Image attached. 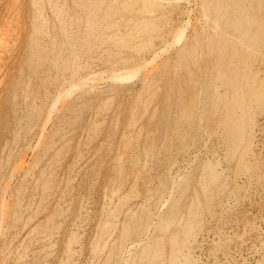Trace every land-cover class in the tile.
Masks as SVG:
<instances>
[{"label": "rangeland", "instance_id": "obj_1", "mask_svg": "<svg viewBox=\"0 0 264 264\" xmlns=\"http://www.w3.org/2000/svg\"><path fill=\"white\" fill-rule=\"evenodd\" d=\"M193 2L0 0V264H264V0Z\"/></svg>", "mask_w": 264, "mask_h": 264}, {"label": "bare ground", "instance_id": "obj_2", "mask_svg": "<svg viewBox=\"0 0 264 264\" xmlns=\"http://www.w3.org/2000/svg\"><path fill=\"white\" fill-rule=\"evenodd\" d=\"M194 5H197V3H198V0H194ZM237 7V6H236ZM55 8V7H54ZM206 8V7H205ZM207 9V8H206ZM91 15V14H90ZM204 21V20H203ZM206 22V21H205ZM202 27V26H201ZM217 27V26H216ZM61 29V28H60ZM202 29V28H201ZM205 29V28H204ZM217 30V29H216ZM222 30H223V28H222ZM178 32V31H177ZM221 32V31H220ZM227 32V31H226ZM225 32V33H226ZM203 33H205L204 31H203ZM222 33V32H221ZM184 34H185V27H183V28H181L180 30H179V32L177 33V35L174 37V39H173V41H171V42H173L172 43V46L173 47H175V46H178L180 43H181V41H182V39L184 38ZM203 35V34H202ZM206 35H208V34H206ZM243 37V36H242ZM226 38H227V36H226ZM225 38V39H226ZM200 43H201V41H200ZM241 43V42H240ZM171 44V43H170ZM197 45V44H196ZM168 46V45H167ZM171 46V47H172ZM202 47V46H201ZM165 50H163V52H164ZM201 51V50H200ZM163 52H160V53H163ZM156 53V52H155ZM158 55V53L157 54H155L154 55V57L153 58H151V62H154L159 56H157ZM159 55H161V54H159ZM178 56V55H177ZM156 67V66H155ZM156 69V68H155ZM136 72L137 71H132V72H129V73H126V74H121V75H118V76H113V79H114V81L115 80H119V81H128L129 79H133L134 78V76L136 75ZM140 72V71H139ZM118 74H120V73H118ZM103 75V74H102ZM94 84V83H93ZM213 84V83H212ZM77 87V86H76ZM71 88V87H70ZM73 89H71V90H74V88L75 87H72ZM76 90V89H75ZM71 92L72 91H69V90H67L66 92H60L61 94H59V97H58V99H56V101L54 102V104H52L53 106H52V108H51V110H50V115H49V118H48V120H47V122H50V118H51V114H53V112H54V109L56 108V106H57V104H59L58 102L63 98V97H67L68 95H70L71 94ZM51 106V105H50ZM47 114V113H46ZM201 120V119H200ZM47 124L48 123H46L45 124V127H44V129L42 130V132H44L45 131V128H46V126H47ZM237 126V125H236ZM237 129V128H236ZM240 130V129H239ZM227 131V130H226ZM229 132V131H228ZM40 133V132H39ZM232 133V132H231ZM41 136V135H40ZM230 136V135H229ZM231 140V139H230ZM233 142V141H232ZM21 163H23V162H21ZM17 165V164H16ZM21 166V165H20ZM15 167H17V166H15ZM21 169V168H20ZM13 170V169H12ZM19 171V170H18ZM18 171H16V172H18ZM158 214V213H157ZM160 218V217H159ZM158 218V219H159ZM153 225V224H152ZM150 226V225H149ZM2 233V232H1ZM143 240V239H142ZM141 240V241H142ZM140 242V241H139ZM132 243H134V242H132ZM136 243V242H135ZM134 243V244H135ZM142 243V242H141ZM133 244V245H134ZM140 244V243H139Z\"/></svg>", "mask_w": 264, "mask_h": 264}]
</instances>
